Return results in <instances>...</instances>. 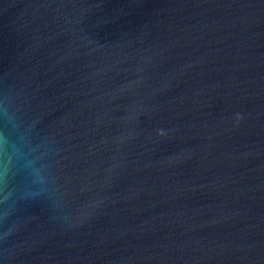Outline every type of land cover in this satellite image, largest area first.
Here are the masks:
<instances>
[{"label":"water","instance_id":"water-1","mask_svg":"<svg viewBox=\"0 0 264 264\" xmlns=\"http://www.w3.org/2000/svg\"><path fill=\"white\" fill-rule=\"evenodd\" d=\"M0 264H264V0H0Z\"/></svg>","mask_w":264,"mask_h":264}]
</instances>
